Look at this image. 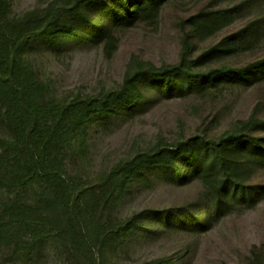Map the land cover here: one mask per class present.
<instances>
[{"label": "rangeland", "instance_id": "1", "mask_svg": "<svg viewBox=\"0 0 264 264\" xmlns=\"http://www.w3.org/2000/svg\"><path fill=\"white\" fill-rule=\"evenodd\" d=\"M71 1L8 0L9 17L15 21L59 11L61 28L67 30L69 24L90 28L89 20L96 13L99 19L108 15L109 0L99 1L80 16L70 11ZM218 10H228L229 16L211 20L202 16L199 29L190 23L193 17ZM111 19L105 34L94 41L87 37L77 40L73 35L51 41L41 37L23 50L51 98L64 104L77 97L102 96L122 87L128 74L141 65L163 67L199 60L196 69L205 71L223 66L246 68L264 60V0H166L136 20L126 23ZM239 33H247L245 44L231 47L240 42L235 38ZM152 93V103L132 112L96 118L75 136L66 160L67 170L81 178L87 190L99 186L117 164L159 144H174L198 135L217 138L250 120H264V77L204 92L184 90L170 97L157 89L147 91ZM253 133L264 137L260 127ZM0 136H10L1 111ZM156 174L153 170L146 178L135 180L130 192L107 212L113 222L135 217L142 223L143 214L151 210L185 208L205 200L207 192L202 182L186 186L154 182ZM247 179L249 185L261 187L263 192L253 200L233 203L214 217L208 228H170L152 238L139 237L134 229L100 247L101 261L144 264L179 257L173 264H264V167L254 169ZM19 194L29 202L38 198L36 188L0 186V217ZM198 215L206 220L211 210L204 208ZM53 217L56 226L65 220L63 213ZM22 239L25 245L30 237L24 233ZM0 264L76 263L68 247L50 237L32 256L24 248L17 249L14 239L4 240L0 243Z\"/></svg>", "mask_w": 264, "mask_h": 264}, {"label": "trees", "instance_id": "2", "mask_svg": "<svg viewBox=\"0 0 264 264\" xmlns=\"http://www.w3.org/2000/svg\"><path fill=\"white\" fill-rule=\"evenodd\" d=\"M99 1L72 0L69 9L80 16L85 10L94 9ZM164 1L109 0L108 15L99 19L96 13L89 20L90 28L69 24L67 30H62L59 11L13 21L8 0H0V111L10 133L9 137L0 136V186L38 190L34 202L19 194L5 207L0 217V243L14 239L17 249L24 248L32 256L44 239L56 237L68 247L76 264H106L100 259V247L134 229L137 236L152 238L170 228H208L211 220L233 203L253 200L263 192L261 187L249 185L247 177L254 169L264 167V137L253 133L257 127L264 129V120H250L242 128L217 138L198 135L174 144H159L117 164L99 186L88 190L81 178L68 172L69 148L83 127L96 118L132 112L152 103L155 93L147 94L149 89L170 97L184 90L204 92L227 83L249 84L264 77V60L246 68L223 66L205 71L196 69L199 60L163 67L141 65L128 74L119 89L62 104L49 96L48 87L23 56V50L41 37L51 41L73 35L77 40L87 37L94 41L105 34L111 18L127 23L152 13ZM202 16L211 20L227 17L229 11L191 18L195 29L201 27ZM246 35L237 34L235 38L240 42L231 47H242ZM153 170L157 171L154 182L177 186L202 182L207 192L205 200L185 208L151 210L143 214L142 223L135 217L113 222L108 215L110 209L130 192L135 180L146 178ZM204 208L211 210L206 220L198 215ZM61 213L65 220L56 226L53 216ZM24 233L30 237L25 245ZM178 259L144 264H173Z\"/></svg>", "mask_w": 264, "mask_h": 264}]
</instances>
